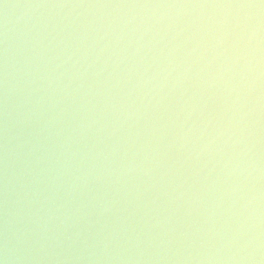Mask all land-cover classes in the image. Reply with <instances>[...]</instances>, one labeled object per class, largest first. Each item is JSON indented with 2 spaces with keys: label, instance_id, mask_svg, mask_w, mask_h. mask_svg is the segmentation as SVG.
<instances>
[{
  "label": "clouds",
  "instance_id": "clouds-1",
  "mask_svg": "<svg viewBox=\"0 0 264 264\" xmlns=\"http://www.w3.org/2000/svg\"><path fill=\"white\" fill-rule=\"evenodd\" d=\"M0 8V264H264V0Z\"/></svg>",
  "mask_w": 264,
  "mask_h": 264
},
{
  "label": "water",
  "instance_id": "water-1",
  "mask_svg": "<svg viewBox=\"0 0 264 264\" xmlns=\"http://www.w3.org/2000/svg\"><path fill=\"white\" fill-rule=\"evenodd\" d=\"M9 2L11 3H23L24 0H9ZM3 9L0 8V15H2ZM9 14L11 17H15V15L19 14V10L18 9H9Z\"/></svg>",
  "mask_w": 264,
  "mask_h": 264
}]
</instances>
